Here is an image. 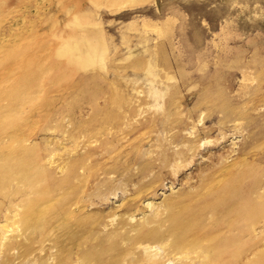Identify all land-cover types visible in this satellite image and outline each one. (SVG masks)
I'll return each mask as SVG.
<instances>
[{
    "label": "rangeland",
    "instance_id": "1",
    "mask_svg": "<svg viewBox=\"0 0 264 264\" xmlns=\"http://www.w3.org/2000/svg\"><path fill=\"white\" fill-rule=\"evenodd\" d=\"M263 201L264 0H0V264H264Z\"/></svg>",
    "mask_w": 264,
    "mask_h": 264
},
{
    "label": "bare ground",
    "instance_id": "2",
    "mask_svg": "<svg viewBox=\"0 0 264 264\" xmlns=\"http://www.w3.org/2000/svg\"><path fill=\"white\" fill-rule=\"evenodd\" d=\"M10 157V156H9ZM10 162V159H9ZM9 162L7 161V164H9ZM20 169L22 170L21 174L22 176L25 178V181H27L30 185H34L31 177L28 176L27 171H26V167H25V162L23 160H19L18 163ZM264 202V201H263ZM29 205L26 208V211L24 213L25 215V219H24V223L28 224L29 222H33L34 220H38L39 219V212L37 210H35V205H32L31 203H28ZM245 209V212H247L248 214L253 212V206H248L247 204L243 207ZM254 214V213H253ZM252 216V214H250ZM173 228H174V236H175V244L178 248L183 249L184 251L190 252L193 250L194 246L197 245V243L192 240V239H188V231L191 230V227L193 225V223H181L177 218L173 220ZM173 242V241H172ZM233 242V238L231 236L227 237L225 239L224 242L217 244L216 246H214V248L212 247L209 248L206 247L202 248V247H198L201 251L202 256L205 258L204 261L206 264H218L219 261L225 256L227 250L226 247H229V245ZM174 247V246H173ZM176 249V247L174 248ZM177 252L179 249H176ZM180 251V250H179ZM91 258L95 255H90Z\"/></svg>",
    "mask_w": 264,
    "mask_h": 264
}]
</instances>
